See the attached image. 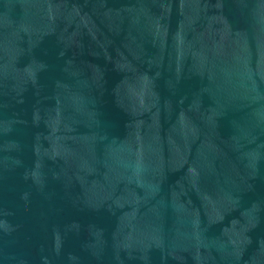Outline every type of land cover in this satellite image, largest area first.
<instances>
[{"label":"water","instance_id":"obj_1","mask_svg":"<svg viewBox=\"0 0 264 264\" xmlns=\"http://www.w3.org/2000/svg\"><path fill=\"white\" fill-rule=\"evenodd\" d=\"M0 264H264V0H0Z\"/></svg>","mask_w":264,"mask_h":264}]
</instances>
